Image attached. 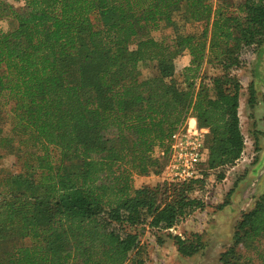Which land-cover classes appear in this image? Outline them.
Segmentation results:
<instances>
[{
    "label": "trees",
    "instance_id": "trees-1",
    "mask_svg": "<svg viewBox=\"0 0 264 264\" xmlns=\"http://www.w3.org/2000/svg\"><path fill=\"white\" fill-rule=\"evenodd\" d=\"M21 1L0 0V21L15 22L0 30V159L18 168L0 166V264H145L135 228L169 230L202 209L204 177L134 187L133 176L160 172L188 117L207 129L208 169L240 159L234 70L264 44V0ZM178 18L200 30L184 33ZM162 25L172 36L154 38ZM146 63L154 72L142 77ZM263 237L264 190L220 264H264Z\"/></svg>",
    "mask_w": 264,
    "mask_h": 264
},
{
    "label": "rangeland",
    "instance_id": "rangeland-1",
    "mask_svg": "<svg viewBox=\"0 0 264 264\" xmlns=\"http://www.w3.org/2000/svg\"><path fill=\"white\" fill-rule=\"evenodd\" d=\"M9 2L17 9L22 5L21 0ZM176 23L184 33L200 30L197 22L178 18ZM14 24V21L1 20L0 30L10 29ZM172 34L173 26L166 25L151 32L156 39ZM189 59L188 52H183L175 59L178 78L181 69L188 65ZM203 71L209 74L212 72L210 67L205 65ZM140 72L142 77L151 75L154 72V63L141 64ZM234 74L242 87L238 108L240 127L245 139L242 155L232 166L208 169L205 163L206 148L204 159L198 166L199 173L204 177V184L193 193V196L203 200V208L192 212L171 230H156L146 224L135 228L139 235L140 257L145 264H220L219 257L232 244L233 233L242 213L251 208L256 197L264 190V44L256 49L243 50L241 65L234 70ZM250 84H253L255 89L252 105L248 102ZM189 124H196L194 117H188L180 129H186ZM168 161L160 172L152 169L147 175H134L133 186H155L163 181L168 184L180 183L167 179L169 177L165 172ZM0 166L10 172L18 171L14 166V157L9 154L0 159ZM219 174H223L224 178L219 180ZM177 235L187 243L196 245L197 251L189 256L179 252L174 238ZM240 252L251 255V252L244 248H240Z\"/></svg>",
    "mask_w": 264,
    "mask_h": 264
},
{
    "label": "built area",
    "instance_id": "built-area-1",
    "mask_svg": "<svg viewBox=\"0 0 264 264\" xmlns=\"http://www.w3.org/2000/svg\"><path fill=\"white\" fill-rule=\"evenodd\" d=\"M190 120V119H189ZM205 128L197 124L180 129L170 138V158L166 165V174L170 181L188 183L199 175V164L203 161L206 147ZM171 230V229H170Z\"/></svg>",
    "mask_w": 264,
    "mask_h": 264
},
{
    "label": "crops",
    "instance_id": "crops-1",
    "mask_svg": "<svg viewBox=\"0 0 264 264\" xmlns=\"http://www.w3.org/2000/svg\"><path fill=\"white\" fill-rule=\"evenodd\" d=\"M255 200H256V199H255ZM255 200H254V201H255ZM252 205H253V204H252ZM251 207H252V206H251Z\"/></svg>",
    "mask_w": 264,
    "mask_h": 264
}]
</instances>
